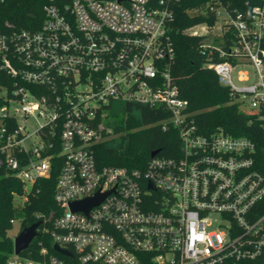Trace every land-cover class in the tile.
I'll return each instance as SVG.
<instances>
[{"label": "built area", "instance_id": "built-area-1", "mask_svg": "<svg viewBox=\"0 0 264 264\" xmlns=\"http://www.w3.org/2000/svg\"><path fill=\"white\" fill-rule=\"evenodd\" d=\"M180 1L48 0L39 29L0 32L11 82L0 86V169L24 183L21 204L58 171L52 228L5 264H264V158L250 139L199 133L187 112L172 73ZM189 1L213 22L183 33L203 39L205 66L264 128V4L246 15ZM138 106L167 112L159 125L180 148L144 170L101 167L94 149L117 136L111 115ZM97 195L88 214L72 211Z\"/></svg>", "mask_w": 264, "mask_h": 264}, {"label": "trees", "instance_id": "trees-1", "mask_svg": "<svg viewBox=\"0 0 264 264\" xmlns=\"http://www.w3.org/2000/svg\"><path fill=\"white\" fill-rule=\"evenodd\" d=\"M48 0H6L0 7V32L6 23L14 28L37 30L43 23V9ZM222 3L238 13L249 15L254 6L263 5L258 0H224ZM197 6L196 1L182 0L175 7V29L172 35L175 58L172 73L181 98L187 102V112L200 130L199 133L209 135L223 131L233 137L247 138L256 144L257 157L264 158V128L253 115L240 111L231 103L229 91L219 83L215 72L206 65L207 54L201 50L203 39L183 33L184 30L207 21L208 18L193 15L190 9ZM232 34L225 36V41ZM10 79L0 72V86L10 85ZM4 105L0 95V108ZM138 115H132L131 107L123 110L126 118L115 115V134L119 136L98 145L94 151L101 167H123L129 170H144L151 161V155L159 151V156L172 157L180 148V135L175 129L163 131L159 123L169 117L161 109L150 110L136 107ZM137 129V131H134ZM58 171H52L48 180L38 181L27 200L20 205L15 204L16 196L25 195V185L0 169V264L7 263V257L13 253L14 239L9 235L13 229L12 222L21 223V231L41 222L40 231L52 228L53 213L57 210L54 201ZM20 231V232H21ZM32 245L28 256L36 247ZM48 241V237L45 238ZM48 243V242H47ZM50 247V244H49Z\"/></svg>", "mask_w": 264, "mask_h": 264}, {"label": "water", "instance_id": "water-1", "mask_svg": "<svg viewBox=\"0 0 264 264\" xmlns=\"http://www.w3.org/2000/svg\"><path fill=\"white\" fill-rule=\"evenodd\" d=\"M159 151H155L152 153L151 157H155ZM105 196L97 195L95 198L86 199L80 202H75L71 204V209L74 212H84L87 213L96 205H98L102 200H104ZM41 226V222H37L30 227H27L23 231H21L14 238V252L16 254H22L24 251L28 250L33 241L38 236V229ZM54 249L65 256L71 257V254L65 250L59 248V246H55Z\"/></svg>", "mask_w": 264, "mask_h": 264}, {"label": "rangeland", "instance_id": "rangeland-1", "mask_svg": "<svg viewBox=\"0 0 264 264\" xmlns=\"http://www.w3.org/2000/svg\"><path fill=\"white\" fill-rule=\"evenodd\" d=\"M224 17H225V15H223ZM231 103L232 104H234V105H237V107H238V109L240 110V111H243L244 109H243V107L241 106V105H238V104H235V103H233L232 101H231ZM119 115H120V117H124V118H126L127 116H126V113L125 112H123V111H119V113H118ZM115 119V115L113 116V115H111V117H110V120H114ZM34 128H36V126H34L33 127V129ZM119 136H113V139H117ZM22 203V200L20 199V198H18V197H16L15 198V204L16 205H19V204H21ZM21 223L20 222H15V224H14V226H13V229L11 230V232L9 233V235L14 239L19 233H20V231H21Z\"/></svg>", "mask_w": 264, "mask_h": 264}]
</instances>
